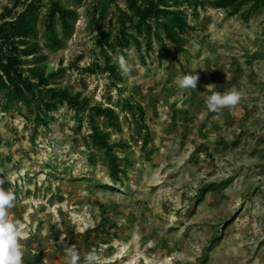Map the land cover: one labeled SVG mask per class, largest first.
<instances>
[{
    "label": "rangeland",
    "instance_id": "rangeland-1",
    "mask_svg": "<svg viewBox=\"0 0 264 264\" xmlns=\"http://www.w3.org/2000/svg\"><path fill=\"white\" fill-rule=\"evenodd\" d=\"M59 1L77 13L73 30L61 34V46H49L43 27L49 4H39L33 39L41 49L39 66L57 73L51 87L116 109L120 129L103 128L118 156L131 163L122 186L107 189L103 153L93 149L96 163L89 167L90 130L86 123L78 128L74 110L53 113L32 143L33 114L23 104L0 109V168L3 187L16 196L8 213L19 221L22 264L36 257L39 264H69V246L82 259L95 251L100 264H264V7L246 21L250 3L237 15L213 6L215 0H200L203 7L183 3L194 28L183 35L184 51L166 42L160 53L153 41L148 54L144 44L140 53L126 50L127 58L112 52L123 71L130 68L114 86L108 74L85 68L103 64L100 30L114 40L117 16L128 12L125 1H103L108 9L101 26L92 23L100 0ZM15 4L0 0V14ZM17 6L14 12L24 9ZM30 58L22 56L27 68ZM193 71L196 89L181 88L178 80ZM228 90L240 93L239 102L211 111L206 98ZM120 99L143 108L151 135L146 148L128 111L117 106ZM212 183L224 187L202 194Z\"/></svg>",
    "mask_w": 264,
    "mask_h": 264
},
{
    "label": "trees",
    "instance_id": "trees-1",
    "mask_svg": "<svg viewBox=\"0 0 264 264\" xmlns=\"http://www.w3.org/2000/svg\"><path fill=\"white\" fill-rule=\"evenodd\" d=\"M12 8H5L0 14V95L3 96V105L0 107L4 112L10 111L19 105L33 114V122L36 128L31 136L34 143V135L37 127L48 128L53 121V113L58 112L62 107L74 110V119L81 129L86 123L90 130L88 142L86 143L87 161L89 167H94L96 156L93 149L103 153L110 186H103L115 190L122 186L123 178L127 177V166L131 163L127 155L120 157L116 153L115 144L111 143L109 132L105 129H120L119 118L115 108L102 105L92 106L88 99H81L79 95H73L67 88L51 87L49 80L57 76L52 70L48 73L46 69L39 66L42 59L40 45L34 42L38 35L37 16L40 3L44 0H17ZM49 4V11L43 21L44 37L52 47L61 46L63 39L61 34L68 35L73 30V23L77 13L74 9L64 6L59 0H46ZM81 4L82 0H71ZM98 1L94 5L92 20L93 25L103 24L108 5ZM128 12L120 11L117 16L118 30L114 40H111L109 30H100L97 45L101 51L103 64L94 62L85 68L90 74H108L114 86L123 81L124 71L113 61L112 52L118 53L120 57L127 58L126 50L135 48L141 52L144 44L145 53L148 54L153 48V41L159 45V52L162 53L166 42L174 45L178 51H184L183 35L194 28L188 23L187 15L181 10L183 3L193 4L196 7L205 6L200 0H124ZM213 6L229 10L230 15L240 13L242 6L250 3L243 11L244 20L248 21L251 14L264 7V0H215ZM22 4L24 9L14 12L17 5ZM127 21L130 22L128 26ZM60 26V32L57 30ZM23 57H31L33 66L25 67L26 61ZM142 61L145 59L141 56ZM117 106L127 110L131 116V123L135 124V133L140 138L142 148H146L151 142L149 127L144 120V110L137 103H130L127 99H120ZM136 109V110H135ZM135 110V111H134ZM105 119L101 123L100 119ZM105 127V129L103 128ZM117 147L126 149L125 143L117 144ZM10 161V158H6ZM124 163V165H123ZM0 168V175L4 176ZM223 184H209L201 193H208L220 190ZM40 257L34 259L33 264H39ZM81 264L83 259L81 258Z\"/></svg>",
    "mask_w": 264,
    "mask_h": 264
},
{
    "label": "clouds",
    "instance_id": "clouds-1",
    "mask_svg": "<svg viewBox=\"0 0 264 264\" xmlns=\"http://www.w3.org/2000/svg\"><path fill=\"white\" fill-rule=\"evenodd\" d=\"M124 71L127 73L130 68L125 67ZM198 79V75L193 71L183 75L178 84L183 89H196ZM239 100L240 93L237 90L212 92L206 98V105L211 111H219L225 106L237 104ZM4 184L5 178L0 175V264H22L24 252L18 238L19 221L11 220L8 213V210L14 207L16 196L12 189H5ZM65 252L69 264H81V257L75 246L66 247ZM83 264H100V257L95 251L89 252L83 258Z\"/></svg>",
    "mask_w": 264,
    "mask_h": 264
}]
</instances>
